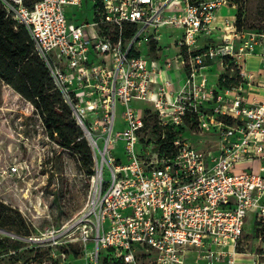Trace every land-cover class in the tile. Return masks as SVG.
<instances>
[{
	"label": "built area",
	"instance_id": "2783aa9c",
	"mask_svg": "<svg viewBox=\"0 0 264 264\" xmlns=\"http://www.w3.org/2000/svg\"><path fill=\"white\" fill-rule=\"evenodd\" d=\"M0 1L28 29L74 118L90 131L91 203L70 226L38 239L50 242L51 264H66L58 247L70 242L82 248L73 256L79 264H262L264 97L243 93L254 77L246 58L257 44L264 55V30L238 29L227 18L221 42L199 46L217 29V11L237 9L236 1L91 0L92 22L68 17L67 6L84 0ZM169 26L181 28L183 37L177 54L161 62L147 49L162 52L160 28ZM226 59L239 69L238 86L214 85L205 71ZM175 63L184 74L176 91ZM134 100L153 104L159 135L146 130ZM119 104L121 129L115 127ZM91 116L94 131L101 127L97 134L85 122ZM186 117L216 138L217 154L197 149L181 133L168 139ZM249 213L254 232L262 228L253 250L243 244Z\"/></svg>",
	"mask_w": 264,
	"mask_h": 264
},
{
	"label": "rangeland",
	"instance_id": "374dc122",
	"mask_svg": "<svg viewBox=\"0 0 264 264\" xmlns=\"http://www.w3.org/2000/svg\"><path fill=\"white\" fill-rule=\"evenodd\" d=\"M239 7L243 9L244 26H254L260 31L264 29V0H239ZM67 12L74 22L94 20L91 0H84L81 6H67ZM160 35L164 59L175 56L179 49L176 41L182 39L183 30L172 26L163 27L160 28ZM224 67L225 73L239 74L234 63H226ZM131 106L136 111L154 107L152 103L140 100H134ZM152 115L147 117L149 125L156 120ZM92 119L93 116L85 122L97 134L101 127L97 125L94 131L92 126H95V120ZM123 123L124 107L119 104L115 127L121 129ZM180 129L183 137L197 149L205 153H218L216 138L199 130L194 123L185 122ZM116 155L124 158L120 152ZM13 167H17V171ZM93 191L91 178L82 172L77 157L46 135L34 106L0 79V201L17 210L24 221L22 229L18 225L0 227V240L8 236L14 242H19L15 252L9 250L8 243H0L1 263L51 264L50 242L38 239L48 238L51 231L64 225L70 226L84 214L91 203ZM254 223L253 214L249 213L243 244L251 250L259 246ZM13 234L21 238L13 239ZM69 244L71 250L78 248L76 242ZM58 251L66 264H79L80 257L75 259L71 252H65L60 246Z\"/></svg>",
	"mask_w": 264,
	"mask_h": 264
},
{
	"label": "trees",
	"instance_id": "16d2710c",
	"mask_svg": "<svg viewBox=\"0 0 264 264\" xmlns=\"http://www.w3.org/2000/svg\"><path fill=\"white\" fill-rule=\"evenodd\" d=\"M33 1L34 0H27V3L31 5ZM234 1L237 3L235 14L237 28L261 32L260 29L254 26H244L242 24L244 19L243 9L242 7L238 8L239 0ZM226 63L229 64L232 62L226 59ZM0 79L10 85L17 93L34 106L46 135L59 146L68 149L77 157L81 170L85 175H93L95 173L93 151L83 129L74 118L71 108L65 102L45 62L35 50V45L28 29L7 16L1 1ZM242 82L243 80L240 81L239 74L224 73L218 79L217 84L220 87H232L238 86ZM140 112L142 113L143 119L146 121V130H149L151 135H159L161 130L158 126L159 117L155 109L150 108L146 111L142 109ZM151 114L156 117V120L152 125H149L147 117L151 116ZM185 120L191 123L195 119L186 117ZM182 126L183 125L177 128H171L168 139L172 141L176 135L180 134V128ZM15 225L20 226L21 229L23 228L24 221L21 214L14 208L0 201V227L4 228ZM260 231H262V228L259 226L256 227V235ZM26 235H28V233H26ZM0 243H8L10 246L9 250L16 251L15 248L19 242L18 240L14 242L12 238L5 236L1 238ZM62 248H64L67 253L71 252L73 256H77L82 252L80 246L71 250V244H66Z\"/></svg>",
	"mask_w": 264,
	"mask_h": 264
},
{
	"label": "crops",
	"instance_id": "0c3cea01",
	"mask_svg": "<svg viewBox=\"0 0 264 264\" xmlns=\"http://www.w3.org/2000/svg\"><path fill=\"white\" fill-rule=\"evenodd\" d=\"M236 10L237 9L234 7L222 6L217 11V15L214 21V26L217 27V29L214 31L211 37L202 38L199 46H204L210 42L212 43L221 42L224 33L223 28L225 25V20L227 18H233V16H235ZM176 44L179 47V49L177 50L178 52L180 50L179 40L176 41ZM147 53L150 56L159 59L161 62L165 61L164 54L162 52L156 51L154 48L147 49ZM245 66L250 73L254 74V77L251 79L250 85L246 86V89L243 94L248 97L249 96L248 94L250 93L251 96L257 95L258 97L263 98L264 97V55L261 44H257L254 52L247 56ZM224 69L225 67L223 66L220 60H214L213 62H211V64L205 71L209 74L210 81L214 85H216L218 83V79L220 78V76L225 73ZM171 76L174 78V90L176 91L184 83L183 71L180 69V66L177 63L174 64L173 69L171 70ZM252 164L254 168L258 170L260 166V161L256 160L252 162Z\"/></svg>",
	"mask_w": 264,
	"mask_h": 264
},
{
	"label": "water",
	"instance_id": "95a60500",
	"mask_svg": "<svg viewBox=\"0 0 264 264\" xmlns=\"http://www.w3.org/2000/svg\"><path fill=\"white\" fill-rule=\"evenodd\" d=\"M79 126H81V128L83 129L84 133H85V136H89L90 137V131L88 130L87 126L82 123V125L78 124ZM9 234H12V233H9Z\"/></svg>",
	"mask_w": 264,
	"mask_h": 264
},
{
	"label": "bare ground",
	"instance_id": "6f19581e",
	"mask_svg": "<svg viewBox=\"0 0 264 264\" xmlns=\"http://www.w3.org/2000/svg\"><path fill=\"white\" fill-rule=\"evenodd\" d=\"M95 180H97V178Z\"/></svg>",
	"mask_w": 264,
	"mask_h": 264
}]
</instances>
